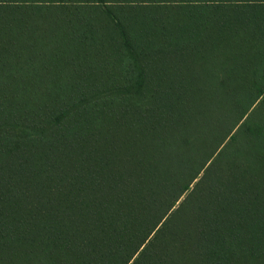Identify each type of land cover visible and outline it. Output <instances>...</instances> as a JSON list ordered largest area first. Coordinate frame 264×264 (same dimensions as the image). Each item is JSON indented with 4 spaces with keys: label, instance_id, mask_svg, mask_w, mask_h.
Returning <instances> with one entry per match:
<instances>
[{
    "label": "trees",
    "instance_id": "trees-1",
    "mask_svg": "<svg viewBox=\"0 0 264 264\" xmlns=\"http://www.w3.org/2000/svg\"><path fill=\"white\" fill-rule=\"evenodd\" d=\"M0 264H264V0H0Z\"/></svg>",
    "mask_w": 264,
    "mask_h": 264
}]
</instances>
